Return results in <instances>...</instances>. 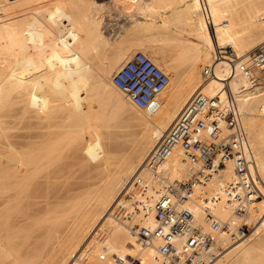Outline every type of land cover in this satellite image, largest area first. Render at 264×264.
Returning a JSON list of instances; mask_svg holds the SVG:
<instances>
[{
	"label": "bare ground",
	"instance_id": "bare-ground-1",
	"mask_svg": "<svg viewBox=\"0 0 264 264\" xmlns=\"http://www.w3.org/2000/svg\"><path fill=\"white\" fill-rule=\"evenodd\" d=\"M130 4L150 12L126 29L141 38L121 32L131 38L113 42L102 10ZM170 5L171 14L157 13ZM263 42L264 0H0V264H70L82 250L90 264H115L111 254H134L131 228L154 224L162 191L146 158L198 91L224 97L228 82L237 93L264 182V78L240 90L242 77L220 55L231 47L250 63ZM134 49L170 76L154 112L138 109L111 81ZM201 63L215 70L206 81ZM165 169L179 180L193 171L182 151ZM138 173L152 180L149 212L128 222L111 209ZM231 176L227 170L213 183ZM191 208L207 229L201 203ZM215 211L230 215L224 204ZM249 219L256 220L253 232L207 264H264V199ZM104 247L109 258L100 260Z\"/></svg>",
	"mask_w": 264,
	"mask_h": 264
},
{
	"label": "built area",
	"instance_id": "built-area-1",
	"mask_svg": "<svg viewBox=\"0 0 264 264\" xmlns=\"http://www.w3.org/2000/svg\"><path fill=\"white\" fill-rule=\"evenodd\" d=\"M204 11L210 23L205 3ZM224 50L220 55H227L231 71L242 77L237 79L240 90L255 86L264 78V42L250 52V63L237 60L233 50ZM214 74L212 65L202 70L204 81ZM111 81L138 109L154 112L160 106L159 96L169 85L170 76L137 50L112 75ZM223 91L224 97L195 93L148 154L144 168L160 182L162 190L153 204L155 222L151 226H132L136 251L126 256L111 254L115 264H207L230 244L251 234L254 223L249 213L256 201L264 199V182L255 169L253 146L237 93L228 82L223 84ZM177 151H182L192 165L188 179H172L166 173V163ZM227 170L232 176L221 186H213L215 178ZM151 186L150 178L136 174L111 212L128 222L141 214L147 216L145 199ZM196 186H201L198 193ZM198 201L204 208L207 229L197 222L191 208ZM219 204L230 209L228 217L215 211ZM105 248L99 254L100 260L109 258ZM91 260L92 256L82 250L70 264H90Z\"/></svg>",
	"mask_w": 264,
	"mask_h": 264
},
{
	"label": "rangeland",
	"instance_id": "rangeland-1",
	"mask_svg": "<svg viewBox=\"0 0 264 264\" xmlns=\"http://www.w3.org/2000/svg\"><path fill=\"white\" fill-rule=\"evenodd\" d=\"M145 1H149V0H145ZM151 1V0H150ZM180 6H182L183 5V3H180L179 4ZM134 7V10H133V7ZM135 6H137L136 4H135ZM133 4H130V7H126L124 10H122L123 9V7H119V6H112L111 7V9L110 8H106V9H104V10H102V13L103 14H101L102 15V17L104 18V20H103V26H102V28H104L105 29V27L107 28V29H103L107 34H108V36H111V40L113 41V42H118V41H120V40H123V39H130L131 37L132 38H136V40H138V39H140V38H137V36H134L133 37V35L131 36V34H134V33H132V31H129L128 33H127V31H126V29L127 30H129V28L131 29L132 28V23H133V19H138V18H141V16L143 15H141V13L139 12V8H138V10H137V8L135 7ZM119 8V9H118ZM128 8V9H127ZM173 8H174V6L173 5H170V6H166L165 7V9L163 8V9H161L160 8V11L159 12H157V13H159V15L160 16H167V15H169V14H171L172 13V10H173ZM109 9V10H108ZM113 9V10H112ZM115 9V10H114ZM130 9H131V11H133V12H131L130 11ZM118 10V11H117ZM126 10V11H125ZM162 10V11H161ZM130 11V12H129ZM144 11V10H143ZM143 11H141V12H143ZM101 13V12H100ZM109 13V14H108ZM130 13H132L133 14V16L132 15H130ZM144 15H143V17H146L147 15H149V11H147L146 12V10L144 11ZM132 16L131 18H130V16ZM112 16V17H111ZM114 16V17H113ZM159 19H161V18H159ZM104 21H105V23H104ZM169 24H172V23H169ZM123 27V28H122ZM122 29V30H121ZM119 31V32H118ZM126 33V35H130L129 37L128 36H126L125 34H123V36H122V33ZM114 33V34H113ZM119 33V34H118ZM130 33V34H129ZM111 34H113V35H111ZM136 34V33H135ZM139 34V33H138ZM125 35V36H124ZM123 38H122V37ZM140 36V35H139ZM138 36V37H139ZM144 36V35H143ZM113 37V38H112ZM125 37V38H124ZM226 48V47H225ZM225 48H223V49H225ZM231 47H227V49L229 50ZM257 48V47H256ZM255 48V49H256ZM138 49H134V52L135 51H137ZM254 50V49H253ZM252 50V51H253ZM251 51V52H252ZM133 52V53H134ZM132 53V54H133ZM224 54H226V53H224ZM250 54V53H249ZM126 62V61H125ZM124 62V63H125ZM123 65V64H122ZM121 65V66H122ZM202 65V66H201ZM204 63L202 64H200V69H201V71L203 70L202 68L204 67ZM120 66V67H121ZM119 69V68H118ZM117 69V70H118ZM116 70V71H117ZM115 73V72H114ZM113 73V74H114ZM201 74H202V72H201ZM202 77V76H201ZM171 82H173V83H175L176 82V79H175V77H174V79H172V81ZM170 87V86H169ZM167 88H165L164 90H166ZM217 184H214L213 183V186H216ZM213 186H212V184H210V186L208 187L209 189H212L213 188ZM199 192H200V190H199ZM254 224H253V226H252V228H251V233L253 232V228H254V226H255V224H256V220L253 222Z\"/></svg>",
	"mask_w": 264,
	"mask_h": 264
}]
</instances>
